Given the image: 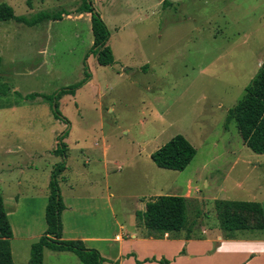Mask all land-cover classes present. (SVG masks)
Masks as SVG:
<instances>
[{
	"label": "rangeland",
	"instance_id": "obj_1",
	"mask_svg": "<svg viewBox=\"0 0 264 264\" xmlns=\"http://www.w3.org/2000/svg\"><path fill=\"white\" fill-rule=\"evenodd\" d=\"M1 2L28 18L64 12L57 21L46 19L34 26L0 22L1 82L23 95H53L80 82L85 64L92 78L74 95L58 97L59 110L68 119L62 131L54 122L55 104L44 97L21 100L14 92L0 96V106L15 103L0 109V168L23 158L7 154V142L26 139L27 147L47 148L67 131L63 141L72 169L88 159L87 166L97 169L105 160L110 168L121 164L113 190L134 189L142 181L132 175L140 168L152 172L149 154L182 134L196 148L195 157L183 171L161 170L160 177L176 195L183 196L191 186L193 194L206 198L209 207L200 208L201 220L197 207L188 203V219L197 221L195 231L218 226L223 235L236 233L220 227L210 206L225 196L245 201H262L264 196V154L245 144L235 120L227 122L229 110L244 97L264 61V0ZM87 2L103 14L110 29L112 65H100L91 49V22L78 16ZM52 129L58 132L52 134ZM117 195L113 203L123 219Z\"/></svg>",
	"mask_w": 264,
	"mask_h": 264
},
{
	"label": "crops",
	"instance_id": "obj_2",
	"mask_svg": "<svg viewBox=\"0 0 264 264\" xmlns=\"http://www.w3.org/2000/svg\"><path fill=\"white\" fill-rule=\"evenodd\" d=\"M101 15L104 19L103 14ZM78 16L87 17L91 22L89 12L79 11ZM9 87L8 95L16 93L17 90L10 85ZM39 98L42 97L35 100ZM14 104L0 106V109H9ZM54 122L55 125L60 124L59 131L67 126L59 118ZM25 124L28 128L33 125L32 122ZM57 132L58 130H51L52 134ZM24 140L26 139L7 142L5 152L23 158L18 161L10 160L0 168V194L13 229L11 253L14 264H32L31 247L48 227L46 209L52 172L55 165L63 160V157L52 152L57 147L58 140L54 146L52 144L47 148L37 145L27 147L23 145ZM38 141L39 139L37 143ZM106 149L107 147L105 157ZM152 153L149 154L151 160ZM46 159L49 161L46 162ZM90 162L88 159L86 165H76L72 169L69 161H66V168L59 176L65 203L62 212L63 238L82 240L86 247L97 249L103 257L102 264H264V229L247 233L239 230L233 235H223L218 226L215 229L201 227V230L195 231L197 221L190 219L187 226L178 232L161 234L145 227L137 213L145 211L147 202L160 195H176L171 191V185H166V181L160 177V172H163L161 170L169 169L160 168L153 161L148 165L152 172L146 169L143 172L140 168L132 175V179H139L138 183L141 184L142 181L143 186L138 184L134 189L118 188L119 191H116L113 190L112 182L116 183L117 179H113V176L116 175L115 171H122V165L110 168L108 160H105L102 169H97L96 166H87ZM7 169L8 176L3 178ZM237 183L242 188V184L239 181ZM206 185L209 186V183L206 182ZM222 191L225 192L226 189L222 188ZM116 192V197L120 199L118 211L124 216L123 219L118 218L113 203ZM183 196L190 205L197 207V220H201L203 214L200 208L209 207L206 198L199 192L193 194L191 186ZM231 197L214 199L210 206L211 212L214 210L217 216L215 201L219 199L245 201ZM263 199L264 196L262 201L257 198L246 201L260 202L264 209ZM43 260L44 264H84L73 251L50 248L44 250ZM162 260H167L168 263Z\"/></svg>",
	"mask_w": 264,
	"mask_h": 264
},
{
	"label": "trees",
	"instance_id": "obj_3",
	"mask_svg": "<svg viewBox=\"0 0 264 264\" xmlns=\"http://www.w3.org/2000/svg\"><path fill=\"white\" fill-rule=\"evenodd\" d=\"M166 2V1H164ZM80 12L91 13V28L94 36L92 51L97 55L100 65H112L115 62L113 50L110 45L111 32L92 2H87L79 9ZM64 12L57 13L39 12L36 16L28 18L15 14L14 8L6 2L0 3V22L16 20L29 26H34L43 20H58ZM2 56L0 54V96H7L9 85L1 82ZM85 77L73 86L61 89L58 93L48 95L32 92L22 95L21 99L35 100L44 97L50 101L56 118L68 124V119L63 117L57 104V99L62 94H75L83 84L89 82L92 73L85 64ZM235 120L239 132L245 144L255 153L264 154V61L261 64L256 77L247 87L244 97L229 110L227 122ZM67 131L61 137L57 147L53 150L55 155L63 157V160L55 165L49 185V202L46 209L48 227L41 238L31 247L30 262L32 264H44L43 255L46 248L53 250H70L76 253L84 264H102L103 257L94 248H88L82 240L64 239L62 212L65 203L59 185V176L66 168L68 145L63 141ZM197 153L193 144L182 134L172 137L167 143L152 153V160L157 166L164 169L183 171L193 160ZM215 208L222 229L227 232H236L242 229H264V209L260 202L256 201H232L216 200ZM188 199L180 195H160L150 199L143 212L137 216L148 229L164 234L166 232H178L184 229L188 223ZM13 229L9 221L3 196L0 194V264H14L11 253V238ZM162 262L168 263L167 260Z\"/></svg>",
	"mask_w": 264,
	"mask_h": 264
},
{
	"label": "water",
	"instance_id": "obj_4",
	"mask_svg": "<svg viewBox=\"0 0 264 264\" xmlns=\"http://www.w3.org/2000/svg\"><path fill=\"white\" fill-rule=\"evenodd\" d=\"M54 109H55V105H54Z\"/></svg>",
	"mask_w": 264,
	"mask_h": 264
}]
</instances>
